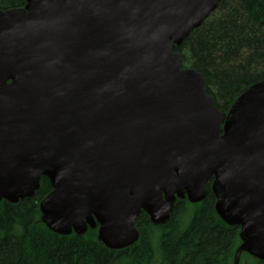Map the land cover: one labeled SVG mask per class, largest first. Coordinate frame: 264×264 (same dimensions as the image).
Masks as SVG:
<instances>
[{"label":"water","instance_id":"water-1","mask_svg":"<svg viewBox=\"0 0 264 264\" xmlns=\"http://www.w3.org/2000/svg\"><path fill=\"white\" fill-rule=\"evenodd\" d=\"M221 0H27L0 10V202L52 190L39 211L60 236L96 229L109 250L139 239L144 211L175 200L239 226L264 262V81L227 114L174 52Z\"/></svg>","mask_w":264,"mask_h":264},{"label":"trees","instance_id":"trees-1","mask_svg":"<svg viewBox=\"0 0 264 264\" xmlns=\"http://www.w3.org/2000/svg\"><path fill=\"white\" fill-rule=\"evenodd\" d=\"M26 2L0 0V10ZM174 52L182 69L201 73L207 94L226 113L241 93L264 81V0H221ZM50 191L42 178L32 197L0 202V264H232L240 243L239 227L227 226L216 215L209 185L203 202L178 201L164 225H152L142 212L135 223L139 240L119 251L100 245L93 230L79 237L50 232L38 209ZM243 257L247 264H264Z\"/></svg>","mask_w":264,"mask_h":264},{"label":"rangeland","instance_id":"rangeland-1","mask_svg":"<svg viewBox=\"0 0 264 264\" xmlns=\"http://www.w3.org/2000/svg\"><path fill=\"white\" fill-rule=\"evenodd\" d=\"M240 262L243 263V264H247L248 263L244 257L243 258L241 257Z\"/></svg>","mask_w":264,"mask_h":264},{"label":"flooded vegetation","instance_id":"flooded-vegetation-1","mask_svg":"<svg viewBox=\"0 0 264 264\" xmlns=\"http://www.w3.org/2000/svg\"><path fill=\"white\" fill-rule=\"evenodd\" d=\"M211 183H212V182H209V183L207 184V187H208V185H209V186H210V188H211Z\"/></svg>","mask_w":264,"mask_h":264}]
</instances>
